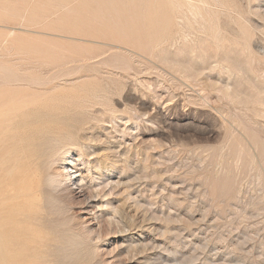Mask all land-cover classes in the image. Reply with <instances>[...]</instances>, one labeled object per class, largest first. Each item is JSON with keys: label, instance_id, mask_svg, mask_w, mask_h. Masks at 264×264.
Masks as SVG:
<instances>
[{"label": "rangeland", "instance_id": "obj_1", "mask_svg": "<svg viewBox=\"0 0 264 264\" xmlns=\"http://www.w3.org/2000/svg\"><path fill=\"white\" fill-rule=\"evenodd\" d=\"M262 49L264 0H0V128L50 126L36 264H264Z\"/></svg>", "mask_w": 264, "mask_h": 264}, {"label": "bare ground", "instance_id": "obj_2", "mask_svg": "<svg viewBox=\"0 0 264 264\" xmlns=\"http://www.w3.org/2000/svg\"><path fill=\"white\" fill-rule=\"evenodd\" d=\"M98 8H99V6H98ZM169 19H171V18H169ZM262 51H263V49H262ZM39 105L41 106L39 108L42 109V105L41 104H39ZM22 106H24V105H22ZM27 106H30V105L27 104ZM33 109L31 111H33ZM29 110H30V108L28 109V111ZM36 110L39 111V109H36ZM62 110H64V109H62ZM68 110H70V109L68 108ZM0 111H1V109H0ZM22 112H21V114H16V113L12 112V114H16V115L13 117V120L10 122L11 125L5 129L0 128V264H36L35 257L33 255H30L27 253L26 247L29 245V240L25 236L27 234L25 233V235H24L23 232H24V230L30 228V222L27 221V219L25 218V215H29L31 213V211H33L32 210L34 208L33 206L35 204H37V202L34 204L33 200L35 199L34 196L38 195V193H39L38 192V183L41 181V179L39 180V178H40L39 177L40 176L39 168H38L37 164H35L36 163L35 161L39 157V152H38L39 148L37 146V141L40 140V138H42V136L45 135L49 131V130H47V128H49L50 126L44 128L43 125H40L42 123L40 121V118H39V117H41L40 116L41 114H38L39 115V117H38L37 113L35 114L34 111H33V113H31V112L26 113V111L24 113H22ZM61 112L59 110L58 113L60 114ZM71 112H72V109H71ZM42 113H43V110H42ZM55 115H57V113H55L54 115L52 114V116H55ZM61 116H64V115H61ZM42 119H44V118H42ZM50 119H52V118H50ZM64 119H65V116H64ZM1 120H4V119L2 118ZM45 120H47V118ZM56 120H57V118H56ZM42 121L44 122V120H42ZM39 122H41V123H39ZM37 124H39V125H37ZM44 124H45V122H44ZM6 125H8V124H6ZM35 125H37V126H35ZM51 127H52V124H51ZM51 130H53V128ZM63 133H64V131H63ZM35 139H37V141H35ZM47 139H49V138H47ZM50 140H52V139L50 138ZM62 141L63 140H61V142ZM40 142H41V140H40ZM42 142H41V144H42ZM69 142H70V140H69ZM53 145L55 146V144H53ZM55 151L59 152L58 150H55ZM62 153L65 154V153H67V151H63ZM53 154H54V152H53ZM48 169H49V167H48ZM47 181H48V179H47ZM67 181H69V180L67 179ZM39 197H40V194H39ZM48 197H49V195H48ZM38 205H40V204H38ZM14 210H16V211H14ZM35 218H37V216ZM30 237H31V235H30ZM30 239L33 240L32 238H30ZM46 243H47V241H46ZM36 252H37V250H36Z\"/></svg>", "mask_w": 264, "mask_h": 264}]
</instances>
